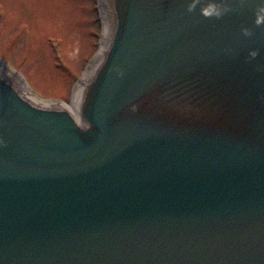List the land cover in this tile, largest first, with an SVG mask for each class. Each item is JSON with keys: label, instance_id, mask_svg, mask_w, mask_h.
<instances>
[{"label": "water", "instance_id": "water-1", "mask_svg": "<svg viewBox=\"0 0 264 264\" xmlns=\"http://www.w3.org/2000/svg\"><path fill=\"white\" fill-rule=\"evenodd\" d=\"M75 104L0 62V264H264V0H100Z\"/></svg>", "mask_w": 264, "mask_h": 264}, {"label": "rangeland", "instance_id": "rangeland-1", "mask_svg": "<svg viewBox=\"0 0 264 264\" xmlns=\"http://www.w3.org/2000/svg\"><path fill=\"white\" fill-rule=\"evenodd\" d=\"M103 31L100 0H0V62L40 100L72 104Z\"/></svg>", "mask_w": 264, "mask_h": 264}, {"label": "bare ground", "instance_id": "bare-ground-1", "mask_svg": "<svg viewBox=\"0 0 264 264\" xmlns=\"http://www.w3.org/2000/svg\"><path fill=\"white\" fill-rule=\"evenodd\" d=\"M106 34V26L104 25V31H103V36H105ZM102 47L103 45H101V48L98 52V55H100L101 53V50H102ZM98 55L96 56V59L91 63V66L88 68V70L86 71V73L84 74L83 78H82V81L79 82L74 90V96H73V102L75 104L77 98L79 97V94H80V87H81V83L86 80L88 78V76L90 75V72L91 70L94 68L95 65H93L95 63V61L97 60L98 58Z\"/></svg>", "mask_w": 264, "mask_h": 264}]
</instances>
